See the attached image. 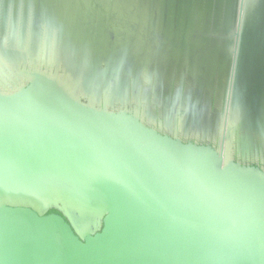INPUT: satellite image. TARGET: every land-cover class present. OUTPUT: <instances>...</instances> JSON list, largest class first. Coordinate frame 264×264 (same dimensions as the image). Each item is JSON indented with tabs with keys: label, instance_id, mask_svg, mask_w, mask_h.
I'll return each instance as SVG.
<instances>
[{
	"label": "water",
	"instance_id": "obj_1",
	"mask_svg": "<svg viewBox=\"0 0 264 264\" xmlns=\"http://www.w3.org/2000/svg\"><path fill=\"white\" fill-rule=\"evenodd\" d=\"M61 1L74 4L78 18L98 16L109 32L114 25L125 39V51L114 54L134 58L155 48L170 72L195 68L200 53L209 58L214 45L224 47L231 57L225 123L235 132L255 128L264 139V55L254 56L264 54V0L246 32L251 0H174L170 10L169 0ZM54 2L0 0V12L6 3L29 5L38 29L49 24L56 31L61 20L68 28L76 13L67 18V8ZM67 37L55 45L58 52L46 53L49 61L26 64L18 86L0 89V264H264V166L227 155V125L219 147L156 128L148 94L139 99L137 78L128 81L126 70L120 76L116 64L107 73L91 67L67 86ZM36 45L43 52L32 59L45 53ZM4 49L11 50L6 35L2 61ZM240 54L245 64L237 68ZM104 76L107 101L100 96ZM159 81L151 108L164 107ZM236 100L242 116L232 115Z\"/></svg>",
	"mask_w": 264,
	"mask_h": 264
},
{
	"label": "flooded vegetation",
	"instance_id": "obj_2",
	"mask_svg": "<svg viewBox=\"0 0 264 264\" xmlns=\"http://www.w3.org/2000/svg\"><path fill=\"white\" fill-rule=\"evenodd\" d=\"M35 13L29 5H23L22 7L12 5L10 7V4L6 3L4 9H1L0 38L6 35L11 46V50L4 49L2 55L6 61H10L13 65L17 63L26 64L28 59L30 60L33 56L39 55L40 52L36 45L37 42L34 40V35L37 36V40L40 39V42L41 38L46 39L45 43L42 41V45L45 46L44 56L50 51L49 45L51 43L54 45L62 43L60 39L61 28H58L56 31L51 30L52 25L47 24L46 31H43L42 28L38 29V25L41 23L36 20ZM7 18H10L11 25L8 29L6 25ZM28 32H30V35H34L30 36ZM52 36L54 37L53 41ZM13 47H17L18 49H13ZM210 52L213 53L208 56L209 58H205L204 61L199 60L200 58L196 60L195 68L191 64L186 68L183 66L179 67L177 69L178 72L176 71L174 75L170 74L172 80H168V83L165 82L164 76L161 75L158 91L162 89L160 93L163 94L162 101L164 102L162 110H159L156 104L151 108L150 105L152 103H157L152 98V93H148L146 100H148L150 115L155 127L160 128L162 132L169 133L170 131L173 133L177 130L178 135L184 140L209 143L214 147H219L223 130H225V125H227L225 123L226 94L229 85L231 57L224 53H217L215 48ZM254 56L258 55L254 54ZM206 59H209V62ZM238 60L236 67L239 68L240 65L244 66L245 60H243L241 54ZM207 63L213 65L211 71L207 69ZM108 66L109 62H104L103 65L100 64L101 71L107 69ZM209 68H212V66ZM187 78L189 82L185 81ZM238 78L241 77L236 72L234 91L239 90L236 88V84H239ZM98 80L102 82V79L100 81L98 78ZM105 80L108 81V78ZM232 105V115L233 113L239 115V109L241 110L240 100L232 102ZM179 112L182 115L178 116ZM254 129L245 126V128L238 131L240 133L239 136L237 135L236 139H233L234 142L232 140L233 154L229 152V155H232L235 160L245 162L246 164L263 165L260 157L257 159L253 158L252 153L256 151L263 155L262 148L264 147L263 137L258 136L257 131ZM255 137L258 141L255 140Z\"/></svg>",
	"mask_w": 264,
	"mask_h": 264
},
{
	"label": "rangeland",
	"instance_id": "obj_3",
	"mask_svg": "<svg viewBox=\"0 0 264 264\" xmlns=\"http://www.w3.org/2000/svg\"><path fill=\"white\" fill-rule=\"evenodd\" d=\"M56 1L57 0H55V2L53 3L54 5L56 4ZM143 0H141V2H142ZM162 2H164V0H161ZM49 2V1H48ZM47 2V3H48ZM169 3H168V8H169V10L174 6V0H169L168 1ZM251 2V5L252 6H249V8L247 9H245L244 11V14H246L245 15V18H246V22H245V25H244V29L245 30H247V29H249V23H250V25L252 26V23L254 22V20L253 19H251L252 18V16L253 15H258V13H259V11H257L258 10V5L260 4L257 0H251L250 1ZM51 3V2H50ZM49 3V4H50ZM248 5H249V3H248ZM180 6V5H179ZM182 6H183V3L181 2V6H180V8H182ZM100 7H103V6H100ZM46 12H48V10H46ZM187 21H189L190 20V18L189 17H186L185 18ZM253 20V21H252ZM176 22V21H175ZM248 24V25H247ZM99 26L102 28V30H103V32L105 33L104 34V38H103V42L101 43V45L100 44H98L99 45V47H101V51H103L105 54L104 55H102L99 59H100V61H99V59H96V61H93L92 62V64L89 66L90 68L92 67V68H95V70H97V72H101V70H102V68L100 67V64H102L103 65V63L105 62V63H108L109 62V66H108V68L107 69H105V70H108V71H106V73L107 72H110L111 71V69L115 66V64L113 63V58L114 57H112V58H110V54H109V52H112V55L113 56H115L116 54H114L113 52H114V50H115V48H117L116 46H115V43L117 42L116 41V38H115V33L114 32H112V31H110V32H108V33H106L105 32V30L107 29V28H105L104 29V26H103V24L101 25V23L99 24ZM169 29H170V27H169ZM244 32H246V31H244ZM29 33V35H30V32H28ZM34 35V34H33ZM32 34L30 35V36H33ZM35 36V40H37L38 38H37V36L36 35H34ZM67 35H66V33L65 32H63V31H61V36H60V38L62 37H66ZM28 38H30V37H28ZM27 38V39H28ZM69 38V36L67 37V39ZM82 38H84V39H82ZM81 41H79V42H77L78 44H79V46H80V48H77V49H75V48H70L69 50H68V52H66L65 54L63 53V55H64V57H63V62H64V64H66V67L67 68H72L73 69V71L75 70L74 68H75V64H77L78 62H76L75 60H80V52H83V51H85V50H82V49H87L88 48V46L90 47V45H88L86 42H85V40H87V38L85 39V37H81ZM40 40V39H39ZM38 42H40V41H38L37 40V43ZM106 42H107V44H106ZM112 42L114 43L113 45H112ZM64 44V43H63ZM62 44V45H63ZM88 45V46H87ZM95 45V44H94ZM94 45H92V48L94 47ZM112 45V46H111ZM41 46H42V44H41V42H40V49H41ZM50 51L48 52L49 53V55L51 56V55H53L54 54V52L55 51H59L60 49H59V47L57 46H55L53 43H51L50 45ZM212 46V45H211ZM210 46V47H211ZM204 47H206V45L204 44ZM212 48H215V51H217V53H224L225 54V50H224V47H222V46H219V45H214V47H212ZM62 49H64V47H62ZM220 49H221V51H220ZM82 50V51H81ZM41 52H43L42 51V49L40 50V53ZM75 54V55H74ZM257 55H259V53H256ZM151 55L152 56H150V57H148V59H147V61L146 62H141V61H139V60H135V61H133L131 64H127V63H125V61H123V62H121L120 63V66H116V68H117V71L119 72V75L121 76H125V70H126V76H128V81H129V79H134V78H137V80H136V82H135V84L137 85V92H139V95L138 94H136V96H138V98L140 97V93L141 92H143V94L144 95H147L149 92H150V90H151V92H152V90H153V88L156 86V84H157V81H158V79H159V77H161V74H158V71H159V69L160 70H163V73H162V75L164 76V78L166 79V78H168L169 76H170V74H173L174 75V69H173V72H170L171 71V69L168 67L167 69H164L165 68V66H164V68H163V65L166 63V60H167V56L166 55H164L163 54V56H161V60H160V56L159 55H157V54H155V52H153V53H151ZM157 57H159L158 59H157ZM203 60H205V54H203ZM115 59V58H114ZM157 59V60H156ZM38 60V61H37ZM42 60V61H41ZM49 61L50 60V58H46V57H44V55H40V57L38 58V59H32V61H28L26 64H28L27 66H29V67H32L33 66V64L34 65H40V64H43L45 61ZM103 60V61H102ZM159 60H160V63H159ZM40 61V62H39ZM145 61V60H144ZM169 62V61H168ZM8 65H7V64ZM94 63V64H93ZM137 63V64H136ZM164 63V64H163ZM30 64V65H29ZM110 64H114V65H110ZM5 65V66H4ZM73 65V66H72ZM25 66V63L23 64H19V63H17L16 65L14 64H9L8 62H6V61H2L1 60V58H0V89L2 88H5V89H9L8 87L10 86H12V87H16L17 86V84L19 83H21V80L19 79L20 78V76H23V72L21 71V70H25V71H27V67L25 68L24 67ZM94 66V67H93ZM160 66L163 68H160ZM212 66V68L211 69H213V65H210L209 64V67H211ZM13 67V68H12ZM208 67V66H207ZM10 68V69H9ZM15 68V69H14ZM51 68V67H50ZM52 68H54L53 66H52ZM51 68V69H52ZM155 68H158L157 69V71H156V69ZM110 69V70H109ZM210 69V68H209ZM6 70V71H5ZM52 71H54L53 69H52ZM71 71V70H70ZM72 71V72H73ZM211 71V70H210ZM11 72V73H10ZM71 72V73H72ZM16 73V74H15ZM12 74V75H11ZM25 74V73H24ZM55 74V73H54ZM133 74H136V75H134L133 76ZM6 77V78H5ZM105 77V76H104ZM104 77H99V79H102V78H104ZM186 77V76H185ZM72 78L74 79H76V77H74L73 75H72ZM105 78H108V77H105ZM188 78H189V76H188ZM188 78L187 79H185V81H187V82H189V80H188ZM2 81H4V82H2ZM4 83V84H3ZM107 83H109V81H107L105 84H104V86H103V88H104V90H102V93L100 94V96L103 98V96L105 95V97H104V99L107 101L108 100V98H110V95H109V90L108 89H106V84ZM18 84V85H19ZM148 84V85H147ZM7 86V87H6ZM135 90V89H134ZM111 92V91H110ZM102 94H103V96H102ZM112 94L114 95V97L116 96V97H119V93L116 95V92H113L112 91ZM137 98V99H138ZM137 99H133V102L135 101V102H137ZM140 99V98H139ZM138 99V101H140ZM134 102V103H135ZM141 102V101H140ZM144 104H145V102H144ZM158 108H159V110H161V108H163L161 105H159L158 106ZM230 123V122H229ZM155 125V124H154ZM229 126V124H227V127ZM238 132V131H237ZM237 132H235L236 134H237ZM234 135V134H233ZM235 136V135H234ZM239 136V135H238ZM258 136H260V135H258ZM257 136V137H258ZM255 140H257L256 139V137H255ZM258 141V140H257ZM229 143V144H228ZM231 144H232V141L230 140L229 142H227V148L229 147V146H231ZM228 151L229 152H231L232 154H233V148H228ZM264 150H263V148H262V152H263ZM253 154V158H255V159H257L258 157H260V160H262L261 162L263 163V166H264V153H263V155H262V153H260V152H258V151H256V152H253L252 153ZM240 157V156H239Z\"/></svg>",
	"mask_w": 264,
	"mask_h": 264
},
{
	"label": "bare ground",
	"instance_id": "obj_4",
	"mask_svg": "<svg viewBox=\"0 0 264 264\" xmlns=\"http://www.w3.org/2000/svg\"><path fill=\"white\" fill-rule=\"evenodd\" d=\"M58 1L59 0H57V4H59V6L61 7L62 6V8H67L66 10L69 12V15L68 16H66L67 18H69V16H70V11L73 13H76V10H74L72 7L74 6V4H72V3H70L68 0V2H66V3H64V2H60V3H58ZM52 3V2H51ZM50 3V4H51ZM63 4V5H62ZM81 4H82V2H81ZM44 10L46 11L47 9H45L44 8ZM43 11V10H42ZM99 20H100V18L98 17V16H95V15H90V16H88V17H86V16H83V17H81V18H78V14L76 13L74 16H73V19L69 22L68 21V23H69V26H68V28H67V22H66V20H64V23H63V21L61 20L59 23H58V25L60 24V26H61V31H65L66 29V35H68L69 36V38L67 39V42L66 43H64L63 44V46H64V49H63V53L65 54L66 52H68V50L71 48H75V49H77V48H80V46H79V44L77 43V39L79 38V37H85V35H86V32L88 31V33L90 32H93V37L95 38L94 40L97 42H95L94 41V43L92 44V45H94V47L92 48V45H90V47L88 46V48L87 49H82V50H85V51H83V52H80V60H75L76 62H78L77 64H75L74 66H75V70L73 71V73H71L70 75H69V78L67 77L66 79H65V83H66V85L67 86H70V82H72V80H73V78H72V75L74 76V77H76V79H79V80H81V76H82V74L83 73H86V70L87 69H89L90 67V65L92 64V62L93 61H96V59H99L102 55H104L105 53L103 52V51H101L102 49H101V47H99V45L98 44H101L102 42H103V38H104V32H103V30H102V28L99 26ZM245 21H247V20H245ZM81 23H83V24H81ZM87 23H90L89 24V26H88V24ZM6 24V23H5ZM85 24V25H84ZM248 25V24H247ZM249 29H251V25H250V23H249ZM71 31V32H70ZM110 31H112V32H114L115 34H116V30H115V27H114V25H113V29L112 30H110ZM245 31H247V30H245ZM70 32V33H69ZM105 32L106 33H108L109 31H108V29H106L105 30ZM115 38H116V43H115V46L116 47H119V48H116L117 50H122V51H125V39L123 38H121L120 36H118V34H116L115 35ZM139 38H141V36H139ZM83 39V38H82ZM81 39V40H82ZM118 39H121V40H123V41H118ZM85 42H86V40H85ZM106 44H107V42H106ZM57 47V46H56ZM81 50V51H82ZM49 52V51H48ZM153 52H155V54H157V51H156V49L154 48L153 50L152 49H146V50H144L143 51V49H141V51H138V54H137V52H135V53H133V56H134V58L133 57H131V58H128V57H126V54H122V56H120L119 55V53H117V55H116V58L114 59L113 58V63L114 64H116L117 66H120V63L121 62H123V61H125V63H127V64H131L133 61H137V60H139V61H141V62H146L147 61V59H148V57H150V56H152L151 55V53H153ZM42 53V52H41ZM41 55V54H40ZM75 55V54H74ZM157 55H161V53H158ZM261 55H264L263 53H261V52H259V56H261ZM159 57H157V59H158ZM199 60H203L204 58H203V53H200L199 54ZM48 59V58H47ZM156 59V60H157ZM145 60V61H144ZM38 61V60H37ZM42 61V60H41ZM99 61H100V59H99ZM103 61V60H102ZM204 61V60H203ZM40 62V61H39ZM116 62V63H115ZM7 64V63H6ZM114 64H110V65H114ZM137 64V63H136ZM8 65V64H7ZM26 65V64H25ZM30 65V64H29ZM211 65V64H210ZM5 66V65H4ZM73 66V65H72ZM208 66V65H207ZM94 67V66H93ZM110 67V66H109ZM13 68V67H12ZM10 69V68H9ZM15 69V68H14ZM207 69H209V66L207 67ZM209 70H212L211 68L209 69ZM6 71V70H5ZM22 72H23V74L24 73H26V71L25 70H21ZM96 71V70H95ZM97 72V71H96ZM1 73V72H0ZM11 73V72H10ZM16 74V73H15ZM12 75V74H11ZM55 75V74H54ZM56 76V75H55ZM57 77V76H56ZM58 77H61V76H59L58 75ZM6 78V77H5ZM71 78V79H70ZM21 81L22 80H24V75L23 76H20V78H19ZM75 79V78H74ZM2 82H4V81H2ZM4 84V83H3ZM19 84V83H18ZM148 85V84H147ZM18 86V85H17ZM7 87V86H6ZM10 87V86H9ZM8 87V88H9ZM12 87V86H11ZM2 89V88H1ZM3 89H5V88H3ZM102 96H103V94H102ZM87 97H89V100H94L93 98H91V95H87ZM104 97H105V95L103 96V99H104ZM240 115V114H239ZM232 123L233 122H228V124H229V126L227 127V128H229V130H230V140L233 138V134L234 135H239L240 133H238L237 132V134L235 133V131L233 130L234 128H235V124H233V126H232ZM241 130V129H240ZM240 130H237V131H240ZM230 140H228L227 142H229ZM229 144V143H228ZM226 153H227V155H229V151H228V148L226 147ZM231 156V155H230ZM74 210L76 211V212H78V214H79V212L81 213V212H83L84 210L83 209H81V207H74ZM77 214V215H78ZM86 220V219H85ZM91 220V219H90ZM87 222L89 221V220H86ZM88 224H90V223H86V222H83V224H81L82 225V227L83 228H85V227H87V225Z\"/></svg>",
	"mask_w": 264,
	"mask_h": 264
},
{
	"label": "trees",
	"instance_id": "obj_5",
	"mask_svg": "<svg viewBox=\"0 0 264 264\" xmlns=\"http://www.w3.org/2000/svg\"><path fill=\"white\" fill-rule=\"evenodd\" d=\"M50 211H56V210L52 208V209L48 210V212H50Z\"/></svg>",
	"mask_w": 264,
	"mask_h": 264
}]
</instances>
